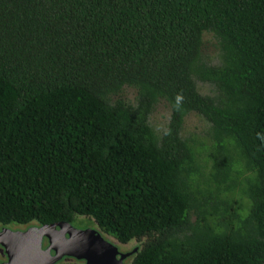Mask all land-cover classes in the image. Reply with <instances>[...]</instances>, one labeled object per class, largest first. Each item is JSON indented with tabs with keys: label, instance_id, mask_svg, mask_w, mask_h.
I'll use <instances>...</instances> for the list:
<instances>
[{
	"label": "trees",
	"instance_id": "16d2710c",
	"mask_svg": "<svg viewBox=\"0 0 264 264\" xmlns=\"http://www.w3.org/2000/svg\"><path fill=\"white\" fill-rule=\"evenodd\" d=\"M60 221L126 264H264V0H0V227Z\"/></svg>",
	"mask_w": 264,
	"mask_h": 264
},
{
	"label": "water",
	"instance_id": "95a60500",
	"mask_svg": "<svg viewBox=\"0 0 264 264\" xmlns=\"http://www.w3.org/2000/svg\"><path fill=\"white\" fill-rule=\"evenodd\" d=\"M136 249L120 251L116 240L107 239L97 229L77 228L65 221L23 230L0 228V254L7 256L0 264H29L28 258L35 256L44 258L39 264L67 258L83 260L85 264H126L125 259Z\"/></svg>",
	"mask_w": 264,
	"mask_h": 264
},
{
	"label": "rangeland",
	"instance_id": "374dc122",
	"mask_svg": "<svg viewBox=\"0 0 264 264\" xmlns=\"http://www.w3.org/2000/svg\"><path fill=\"white\" fill-rule=\"evenodd\" d=\"M210 34H206L203 37L204 41V48L202 52L205 54V58L208 62L210 63H215L216 62V51L213 47V41L211 39ZM198 85L203 93H210L212 90L211 86L207 83H202L198 82ZM122 95L127 98L129 101H134L135 98V90L131 87H125L123 90ZM170 116V108L169 106L164 103V102H159L153 112L150 114V124L155 130L157 134H161L168 123ZM209 128V124L200 116L191 113L188 116H186L184 120V126H183V133L185 136L192 135L196 136L198 138L204 137L207 130ZM75 227L77 228H86V227H91L90 225H87L85 223L79 222L75 224ZM1 228V227H0ZM11 229L16 230V229H26L24 226H13ZM106 237V236H105ZM109 239L108 237H106ZM117 247L120 251H127L130 249L131 244H126V245H119L117 244ZM1 258V255H0ZM4 259V258H3ZM5 260V259H4ZM128 260L125 261L127 263Z\"/></svg>",
	"mask_w": 264,
	"mask_h": 264
},
{
	"label": "bare ground",
	"instance_id": "6f19581e",
	"mask_svg": "<svg viewBox=\"0 0 264 264\" xmlns=\"http://www.w3.org/2000/svg\"><path fill=\"white\" fill-rule=\"evenodd\" d=\"M41 262H44V258H42L41 256H35L32 258H28V263L29 264H39Z\"/></svg>",
	"mask_w": 264,
	"mask_h": 264
},
{
	"label": "flooded vegetation",
	"instance_id": "af4514ba",
	"mask_svg": "<svg viewBox=\"0 0 264 264\" xmlns=\"http://www.w3.org/2000/svg\"><path fill=\"white\" fill-rule=\"evenodd\" d=\"M1 255V258H0V261H3L4 259H7V256H6V254H0ZM4 258V259H3ZM125 261H126V259H125Z\"/></svg>",
	"mask_w": 264,
	"mask_h": 264
}]
</instances>
